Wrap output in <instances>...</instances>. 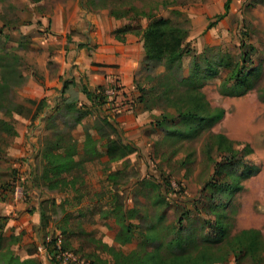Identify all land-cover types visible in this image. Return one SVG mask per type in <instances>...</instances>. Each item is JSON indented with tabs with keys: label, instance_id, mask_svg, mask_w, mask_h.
Returning a JSON list of instances; mask_svg holds the SVG:
<instances>
[{
	"label": "rangeland",
	"instance_id": "1",
	"mask_svg": "<svg viewBox=\"0 0 264 264\" xmlns=\"http://www.w3.org/2000/svg\"><path fill=\"white\" fill-rule=\"evenodd\" d=\"M69 1L0 0V264H53L39 250L52 237L76 264H112L110 248L145 254L175 239L177 250L196 253L214 239L213 247H223L246 228L261 231L264 255V0H232L226 13L227 0H107L106 8L103 0H75L83 10L108 13L102 23L114 39L165 18L184 46L173 62L168 51L149 59L143 35L132 33L145 61L136 96L112 115L139 150L116 160L107 156V133L83 85L73 102L46 95L47 70L56 76L65 52L93 49L87 35L97 24L67 36L52 31V15ZM113 8L124 15H112ZM10 64L23 73L21 84ZM75 77L82 84V75ZM75 77L63 73L55 87L64 91L63 80ZM126 112L139 117L138 132L121 123ZM219 133L236 143L220 147ZM89 134L99 142L76 156L74 172L85 182L48 192L45 151ZM239 260L254 264L244 252Z\"/></svg>",
	"mask_w": 264,
	"mask_h": 264
},
{
	"label": "trees",
	"instance_id": "2",
	"mask_svg": "<svg viewBox=\"0 0 264 264\" xmlns=\"http://www.w3.org/2000/svg\"><path fill=\"white\" fill-rule=\"evenodd\" d=\"M231 1L232 0H227L225 13L230 9ZM91 3H94V0H91ZM102 5L104 8L110 6L107 0H103ZM119 10L120 9L116 10L113 8L110 12L114 16H123L124 12ZM211 25L212 24L209 26ZM120 32H125L126 34L134 33L136 35L142 34L144 38V48L149 59H162L167 51L170 52L168 57L170 62H173L175 58L183 56L184 46L181 37L177 35L179 31H177V28L169 19L161 18L155 20L145 29L128 30V28H126L117 31L115 33L116 39L124 41V37ZM170 34L174 35L170 36ZM15 57L19 60L17 55H15ZM9 68L10 75L18 82L17 84H21L24 80L23 73L15 64H12ZM7 79L8 76L4 75L2 80L5 81ZM63 81L64 90L69 84L75 83L74 79H65ZM108 86L92 88L89 85H83V92L88 101L92 102L96 118L102 125L103 131L107 133V156L110 160H116L124 158L132 152H136L139 150V147L131 140L124 139L119 123L115 116L112 115V111H118V108H120L123 102L116 103L115 99L107 97L105 89ZM200 106L201 104H197V108H200ZM192 114L193 113H181L180 115L184 118L196 117V115ZM224 114V109H220L217 116L221 118ZM217 116L211 115V121L214 122L218 118ZM202 119L205 120V118ZM201 123H198V125ZM98 133H100V131H98ZM113 135H115L116 138H113ZM216 137L220 147L226 143H236L228 139L223 133L217 134ZM98 142V137L95 134H89L82 140L70 138L69 143L63 149L57 146L56 149L46 150L44 159L47 169L49 170L45 176L46 182L43 188L52 193L65 190H77V185L85 181L80 175L74 173L75 169L79 166L76 156L81 153L95 151ZM50 171L52 174H50ZM261 235V231L255 228L242 229L236 233L225 246L213 247L219 242L214 239V241H211V245L213 246L202 247L198 249L196 253H191L190 248H186L185 245L181 250H177V240L175 239L166 243L165 246L160 244L153 251L146 252L145 254H141L134 249L122 248H110V252L112 254V264H222L229 262L231 258H234V264H238L240 262L239 257L241 252L250 255L254 264H264V255L260 253L263 243ZM58 240V237H52L44 241L48 246V254L52 257L51 260L53 264L55 263L53 253L57 248ZM62 246L66 249L63 243ZM164 249L166 250L165 253Z\"/></svg>",
	"mask_w": 264,
	"mask_h": 264
},
{
	"label": "crops",
	"instance_id": "3",
	"mask_svg": "<svg viewBox=\"0 0 264 264\" xmlns=\"http://www.w3.org/2000/svg\"><path fill=\"white\" fill-rule=\"evenodd\" d=\"M79 5V2L70 0L62 11L55 12L52 15L51 29L56 35L67 36L72 30L83 31V28L89 29L97 24L96 30L87 35L88 42L93 41V49L88 52L86 48L77 47L70 50L68 55L65 52L64 63L59 65L56 76L50 75L47 70L46 87L51 88L46 91L48 101L54 99L60 102L63 99L65 102H73L80 98L82 85L97 88L108 86L115 81L120 84L127 99L136 96L135 78L145 61L143 42L132 33L125 34V41L114 39L111 35L112 28L102 23L106 19L104 15L108 13H93L81 9ZM63 73H71L73 77L81 74L82 84L78 83L75 77V83L69 84L64 91L60 87L58 90L55 86H59L60 75ZM51 92L54 95L51 96ZM33 116L34 113H31L28 118ZM120 121L125 128H131L132 133L139 131L135 127L140 123V119L135 114L126 112ZM39 216L42 218L41 212Z\"/></svg>",
	"mask_w": 264,
	"mask_h": 264
},
{
	"label": "built area",
	"instance_id": "4",
	"mask_svg": "<svg viewBox=\"0 0 264 264\" xmlns=\"http://www.w3.org/2000/svg\"><path fill=\"white\" fill-rule=\"evenodd\" d=\"M105 94L110 99H115L116 103H126V100H128L126 98L125 92L117 81L113 82L110 86L105 89ZM39 250L48 253V246L46 244H40ZM53 255L55 258V264H66L68 262L75 264L80 263V260L78 259V257H76L73 252L63 248L60 238L57 242V248L54 251Z\"/></svg>",
	"mask_w": 264,
	"mask_h": 264
}]
</instances>
